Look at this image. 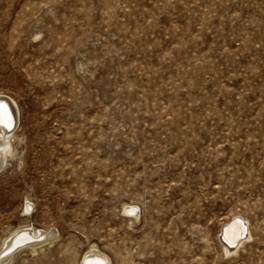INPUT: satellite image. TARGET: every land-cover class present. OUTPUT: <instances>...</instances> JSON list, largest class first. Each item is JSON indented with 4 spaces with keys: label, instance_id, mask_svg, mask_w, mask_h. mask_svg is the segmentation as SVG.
<instances>
[{
    "label": "rangeland",
    "instance_id": "obj_1",
    "mask_svg": "<svg viewBox=\"0 0 264 264\" xmlns=\"http://www.w3.org/2000/svg\"><path fill=\"white\" fill-rule=\"evenodd\" d=\"M0 97V264H264V0H0Z\"/></svg>",
    "mask_w": 264,
    "mask_h": 264
},
{
    "label": "bare ground",
    "instance_id": "obj_2",
    "mask_svg": "<svg viewBox=\"0 0 264 264\" xmlns=\"http://www.w3.org/2000/svg\"><path fill=\"white\" fill-rule=\"evenodd\" d=\"M0 101H2L0 104L5 105L10 113L14 111L13 105L10 103L7 97L5 98L0 97ZM12 121H13V116H12ZM12 132L13 131L11 130L0 128V165L4 164L6 155L9 153L8 141L6 139L9 137V135ZM12 150L14 151V148ZM126 208L127 207L124 208L125 211ZM135 209H136V205H130L127 210L130 211V213H133L135 212L134 211ZM243 222H244L243 219H241L240 217H235L234 219L229 221L222 229V233L219 238L224 244V245L222 244V247H224L226 253L234 252L235 247H238L241 244H243L247 240L249 235L252 236L251 231L249 230L248 233L247 226ZM39 236H42V234L39 231L34 232L32 234V232L30 233V231L25 230L23 233L19 231L18 233H15L11 237H7V236L4 237V239L2 240V244L0 246V262L2 263L4 260H6L5 256L8 255V253L14 251L15 250L14 248H16V246L20 248L24 245H28L31 247L33 251L41 248L43 244L42 243L40 244L39 242H42L44 240H41L39 242L31 241L32 237L37 238ZM22 242L23 244H21ZM11 248L13 249L10 250ZM82 264H106V263H103V259L100 256L92 255L89 257L88 256L85 257V261Z\"/></svg>",
    "mask_w": 264,
    "mask_h": 264
},
{
    "label": "snow or ice",
    "instance_id": "obj_3",
    "mask_svg": "<svg viewBox=\"0 0 264 264\" xmlns=\"http://www.w3.org/2000/svg\"><path fill=\"white\" fill-rule=\"evenodd\" d=\"M13 127L11 113L5 105L0 104V128L11 130Z\"/></svg>",
    "mask_w": 264,
    "mask_h": 264
},
{
    "label": "water",
    "instance_id": "obj_4",
    "mask_svg": "<svg viewBox=\"0 0 264 264\" xmlns=\"http://www.w3.org/2000/svg\"><path fill=\"white\" fill-rule=\"evenodd\" d=\"M222 229H223V228H222ZM222 229H221V233H222ZM221 233H220V234H221ZM12 249H13V248H11L10 250H12Z\"/></svg>",
    "mask_w": 264,
    "mask_h": 264
}]
</instances>
